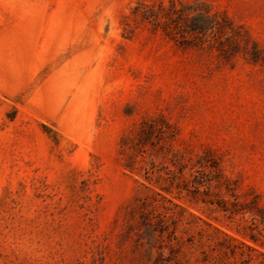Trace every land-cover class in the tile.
Segmentation results:
<instances>
[{
  "label": "rangeland",
  "instance_id": "rangeland-1",
  "mask_svg": "<svg viewBox=\"0 0 264 264\" xmlns=\"http://www.w3.org/2000/svg\"><path fill=\"white\" fill-rule=\"evenodd\" d=\"M0 264H264V0H0Z\"/></svg>",
  "mask_w": 264,
  "mask_h": 264
}]
</instances>
